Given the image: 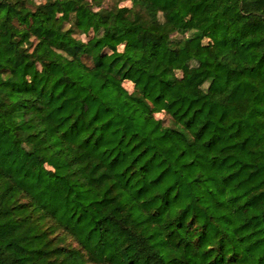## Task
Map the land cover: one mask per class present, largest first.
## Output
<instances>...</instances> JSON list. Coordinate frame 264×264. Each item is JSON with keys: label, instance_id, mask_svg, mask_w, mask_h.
Segmentation results:
<instances>
[{"label": "trees", "instance_id": "1", "mask_svg": "<svg viewBox=\"0 0 264 264\" xmlns=\"http://www.w3.org/2000/svg\"><path fill=\"white\" fill-rule=\"evenodd\" d=\"M119 1L0 0V264H264V0Z\"/></svg>", "mask_w": 264, "mask_h": 264}, {"label": "rangeland", "instance_id": "2", "mask_svg": "<svg viewBox=\"0 0 264 264\" xmlns=\"http://www.w3.org/2000/svg\"><path fill=\"white\" fill-rule=\"evenodd\" d=\"M35 1H36L37 4L45 3V0H35ZM115 5H120V7H132L133 1L121 2L119 0H104L102 7L103 8H112ZM96 9H98V7H96ZM77 38L82 39L83 41H87L88 40V38L85 35H77ZM181 39H182V37L178 36V35H175L173 37L174 41H179ZM32 41H33V43L35 45V43H36L35 40H32ZM32 41H28L27 45H29L30 44L29 42H32ZM105 59H106V61H109L111 59V56H107V57H105ZM84 61L88 65L92 66V61H91V59L89 57H85ZM177 75L182 78L183 77V72L182 71H178ZM125 87L128 89L129 92H131V93L133 92V85L132 84L127 82V83H125ZM156 117L158 119H163L166 125L170 124V119H169V117L165 116V114L158 113Z\"/></svg>", "mask_w": 264, "mask_h": 264}]
</instances>
